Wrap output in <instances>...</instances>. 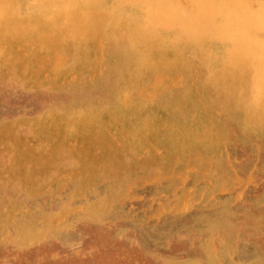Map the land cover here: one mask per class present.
<instances>
[{
    "label": "rangeland",
    "instance_id": "obj_1",
    "mask_svg": "<svg viewBox=\"0 0 264 264\" xmlns=\"http://www.w3.org/2000/svg\"><path fill=\"white\" fill-rule=\"evenodd\" d=\"M177 1L193 9L188 0ZM238 1L253 12L264 2ZM105 30L74 40L52 33L49 45L0 35V264H264V119L258 118L264 112L245 113L250 106L239 99L252 84L223 77L215 48L202 53L188 45L182 66L171 51L172 67L123 63L124 44ZM98 130L110 138L99 140L92 160L77 145ZM56 148L62 152L55 162L44 161Z\"/></svg>",
    "mask_w": 264,
    "mask_h": 264
},
{
    "label": "bare ground",
    "instance_id": "obj_2",
    "mask_svg": "<svg viewBox=\"0 0 264 264\" xmlns=\"http://www.w3.org/2000/svg\"><path fill=\"white\" fill-rule=\"evenodd\" d=\"M32 3L23 0H0V35L11 33L15 36V40L29 39L37 37L39 44H48L50 35L57 34L58 37H66L69 39L79 38L81 35L86 36L87 33H96L99 29H106L108 35H113L117 41L124 44L126 54H121L120 59L123 63L124 59L128 62H145L147 68L151 67H172L174 63H170L168 53H173L174 62L178 66L184 63V55L182 49L188 45L197 47L200 52L204 53L215 48L220 56L215 58V63L218 64L226 74H234V79L241 77L252 84L239 99L246 100L249 108L255 110L262 109L264 112V2L259 3L257 11H251L247 5L238 0H188L192 3L193 9L189 10L180 4L177 0H31ZM30 1V2H31ZM180 1V0H179ZM186 4V3H185ZM35 5L38 11L34 14L30 10V6ZM252 5V4H251ZM252 7V6H251ZM250 7V8H251ZM130 10L131 14L125 13ZM83 30V32H82ZM103 31H100V33ZM262 32V34H261ZM62 33V34H61ZM90 35V34H89ZM96 36V35H95ZM32 38V39H34ZM56 38V37H55ZM54 38V39H55ZM53 39V38H52ZM58 40L57 38L55 39ZM54 40V41H55ZM34 41V40H32ZM53 41V43H54ZM61 41V40H59ZM99 42V40H98ZM32 43V42H30ZM56 43V42H55ZM60 44V43H59ZM93 44V43H92ZM38 45V44H37ZM49 45V44H48ZM47 45V47H48ZM95 45V44H94ZM99 45V43H98ZM97 45V46H98ZM190 46V47H191ZM26 47V46H25ZM56 48V47H55ZM20 49V48H18ZM17 52L18 50L15 49ZM24 51V49H23ZM193 52V51H192ZM171 54V53H170ZM172 56V55H171ZM194 56V55H193ZM188 57V56H187ZM190 58V57H189ZM169 59V60H168ZM194 60V58H193ZM196 60V59H195ZM173 61V60H171ZM196 63V62H195ZM213 63V64H215ZM115 62L113 61L112 66ZM17 65V64H16ZM15 65V66H16ZM46 66V65H45ZM75 67V66H74ZM80 67V66H79ZM169 67V68H170ZM175 67V66H174ZM193 67V66H191ZM139 68V67H138ZM168 68V69H169ZM216 67L210 65V70L214 71ZM167 69V68H166ZM195 69V68H194ZM193 69V70H194ZM198 69V68H197ZM200 69V68H199ZM44 70V69H43ZM78 70V67L77 69ZM76 70H74L76 72ZM81 70V68H80ZM204 70V69H203ZM42 71V70H41ZM66 71V70H63ZM192 71V70H191ZM201 71V70H200ZM44 72V71H43ZM187 72V71H186ZM196 72V71H195ZM193 72V73H195ZM198 72V71H197ZM202 72V71H201ZM42 73V72H41ZM163 73V72H162ZM70 74V72L68 73ZM222 74V73H221ZM230 74V75H231ZM46 75V74H45ZM48 75V74H47ZM50 75V74H49ZM58 75V74H57ZM63 75V74H62ZM135 75V74H134ZM156 75V74H155ZM160 75V74H159ZM164 75V74H163ZM201 75V74H200ZM204 75V74H203ZM207 75V74H206ZM229 75V76H230ZM42 76V75H41ZM178 76V75H177ZM21 77V76H20ZM40 75L38 76V78ZM126 77V76H125ZM123 77V78H125ZM130 78V76H128ZM134 77V76H133ZM155 77V76H154ZM161 77V75H160ZM175 77V76H174ZM173 77V78H174ZM179 77V76H178ZM190 77V75H189ZM200 77V76H199ZM204 77V76H203ZM203 77H201L203 79ZM223 77H220L221 80ZM228 77V76H227ZM230 76V80H231ZM236 77V78H235ZM127 78V77H126ZM125 78V79H126ZM149 78V77H148ZM159 78V77H158ZM169 78V77H168ZM180 78V77H179ZM178 78V79H179ZM194 78V76H193ZM200 78V79H201ZM205 78V77H204ZM214 78V77H213ZM58 79V78H57ZM63 79V78H62ZM67 79V78H66ZM152 79V78H151ZM164 79V78H163ZM175 79V78H174ZM181 79V78H180ZM179 79V80H180ZM219 79V78H217ZM241 79V80H242ZM56 80V79H55ZM60 80V78H59ZM154 80V79H153ZM176 80V79H175ZM195 80V79H194ZM233 80V79H232ZM237 80V79H236ZM57 81V80H56ZM125 81V80H124ZM150 81V80H149ZM168 81V80H167ZM59 82V81H58ZM64 82V81H63ZM173 82V81H172ZM171 82V83H172ZM232 84L233 81H231ZM230 82V83H231ZM241 82V81H240ZM243 82V81H242ZM125 83V82H124ZM164 83V82H163ZM166 83V82H165ZM195 83V82H194ZM204 83H206L204 81ZM217 83V82H216ZM221 83V81H220ZM228 83V84H230ZM55 84V83H54ZM126 84V83H125ZM124 84V85H125ZM203 84V83H202ZM224 85V83H222ZM127 85V84H126ZM158 85V84H157ZM171 85V84H170ZM188 85V84H187ZM205 85V84H204ZM203 85V86H204ZM207 85V84H206ZM151 86V85H149ZM167 86V85H166ZM165 86V87H166ZM213 86V84H212ZM211 86V87H212ZM209 87V86H208ZM209 87V89L211 88ZM122 88V87H121ZM196 88V87H195ZM124 89V88H122ZM157 89V88H156ZM217 89V88H216ZM215 89V90H216ZM158 91V90H156ZM214 91V90H213ZM147 94V93H146ZM181 94V93H180ZM193 94V93H192ZM204 94V93H203ZM214 94V93H213ZM235 94V93H234ZM227 94L226 101L233 100V95ZM61 95V94H60ZM136 95V94H135ZM195 95V94H194ZM198 95V94H196ZM63 96V95H62ZM66 96V95H65ZM214 96V95H213ZM132 97V96H131ZM190 97V94L187 95ZM190 98L188 100H190ZM213 98V97H212ZM220 98V97H219ZM129 100V98H128ZM173 100V99H170ZM196 100V98H195ZM129 103V101H127ZM131 102V100H130ZM145 102V101H144ZM217 102V101H215ZM191 104V102H188ZM214 103V101H213ZM130 104V103H129ZM135 104V103H134ZM157 104V103H156ZM155 104V105H156ZM175 104V103H174ZM225 104V103H224ZM148 105V104H147ZM146 105V106H147ZM160 106V105H158ZM171 106V105H170ZM223 106V105H222ZM240 106V105H239ZM133 107V106H132ZM209 107V106H208ZM143 108V107H142ZM146 108V107H145ZM149 108V107H147ZM146 108V109H147ZM198 108V107H197ZM232 108V107H231ZM230 108V109H231ZM238 108V107H237ZM246 106L244 107V110ZM251 108V109H252ZM134 109V108H133ZM151 109V108H150ZM161 109V108H160ZM219 109V108H217ZM252 109V110H253ZM129 110V109H128ZM132 110V109H131ZM189 110V109H188ZM239 110V109H238ZM242 110V108H241ZM254 110V111H255ZM117 111V110H115ZM213 111V109H212ZM215 111V110H214ZM232 111V110H231ZM237 111V109H236ZM262 111H259L262 112ZM104 112V111H103ZM102 112V113H103ZM111 112V111H109ZM137 112V109H136ZM216 112V111H215ZM235 112V110H234ZM118 113V112H117ZM141 113V112H140ZM154 113V112H153ZM223 113V112H222ZM244 113V112H243ZM250 113H252L250 111ZM254 113V112H253ZM257 113V112H256ZM112 114V113H111ZM116 114V112H115ZM156 114V113H155ZM154 114V115H155ZM213 114V112H211ZM220 113H218L219 115ZM233 114V113H232ZM261 114H263L261 116ZM103 115V114H102ZM217 115V114H216ZM252 115V114H251ZM250 115V116H251ZM254 115V114H253ZM256 115V114H255ZM56 116V115H55ZM100 116V115H99ZM140 116V114L138 115ZM142 116V115H141ZM159 116V113H158ZM165 116V115H163ZM203 116V115H202ZM205 116V115H204ZM243 116V115H242ZM107 117H109L107 115ZM155 117V116H154ZM199 117V116H198ZM197 117V119H198ZM224 117V116H223ZM249 117L247 114L246 118ZM254 117V116H253ZM33 118V117H32ZM233 118V117H232ZM259 121L264 119V113L258 114ZM57 119V118H56ZM55 119V120H56ZM112 119V117L110 118ZM243 119V118H241ZM32 120V119H31ZM35 120V119H34ZM80 120H82L80 118ZM79 120V121H80ZM99 120V117L98 119ZM101 120V119H100ZM154 120V118H153ZM166 120V119H164ZM168 120V119H167ZM205 121L206 118H204ZM216 120V119H215ZM222 120V119H220ZM253 120V118H252ZM45 121H48L47 118ZM58 121V120H56ZM93 121V119H92ZM203 121V120H202ZM39 122V121H38ZM51 123V121H49ZM68 121L67 123H69ZM94 122V121H93ZM100 122V121H98ZM110 122V121H109ZM114 122V121H113ZM112 122V123H113ZM116 122V121H115ZM169 122V120H168ZM174 122V121H173ZM179 122V121H177ZM204 122V121H203ZM202 122V123H203ZM223 122V120H222ZM243 122V120H242ZM246 122V121H244ZM248 122V121H247ZM35 123V121H34ZM40 123V122H39ZM55 123V122H53ZM81 123V121H80ZM89 122H87L88 124ZM101 123V122H100ZM149 123V122H148ZM151 123V122H150ZM149 123V124H150ZM166 123V122H165ZM176 122H174L175 124ZM185 123V122H184ZM208 123V122H207ZM45 124V123H44ZM65 124V123H64ZM77 124V123H75ZM79 124V123H78ZM77 124V125H78ZM82 124V123H81ZM107 124V122H106ZM152 124V123H151ZM150 124V126H151ZM171 124V122H170ZM196 124V123H195ZM206 124V123H205ZM204 124V125H205ZM241 124V123H240ZM59 125H61L59 123ZM102 126V123L100 124ZM114 125V124H113ZM112 125V126H113ZM117 125V124H116ZM166 125V124H165ZM173 125V124H172ZM188 125V124H187ZM186 125V127H188ZM198 125H200L198 120ZM197 125V126H198ZM203 125V127H205ZM209 125V124H207ZM248 125V124H247ZM253 126V124L251 123ZM256 125V124H255ZM52 126V125H51ZM92 126V125H91ZM94 126V125H93ZM104 126V125H103ZM102 126V127H103ZM118 126V125H117ZM177 126V124H176ZM202 126V125H201ZM217 126V125H216ZM227 126V125H225ZM242 126V125H241ZM79 127V126H78ZM85 127V126H83ZM96 127V126H95ZM106 127V125H105ZM109 127V126H108ZM183 127V123H182ZM207 127V126H206ZM205 127V129H206ZM212 127V126H211ZM77 128V127H76ZM92 128V127H90ZM94 128V127H93ZM113 128V127H112ZM151 128V127H150ZM161 128V127H160ZM171 128V126H170ZM175 128V127H173ZM190 128V126H189ZM192 128V127H191ZM214 128V127H212ZM217 128V127H216ZM229 128V127H227ZM240 128V127H239ZM56 129V128H54ZM60 129V128H59ZM82 129V128H81ZM80 129V130H81ZM99 129V127H98ZM103 129V128H102ZM111 129V128H110ZM177 129V128H176ZM185 129V128H184ZM187 129V128H186ZM197 129V128H196ZM195 129V130H196ZM201 129V128H200ZM204 129V130H205ZM208 129V128H207ZM245 129V128H244ZM257 129V128H256ZM18 130V129H17ZM53 130V129H51ZM50 130V131H51ZM79 130V131H80ZM88 130V128H87ZM140 130V129H139ZM151 130H153L151 128ZM171 130V129H169ZM168 130V131H169ZM188 130V129H187ZM186 130V131H187ZM193 130V129H192ZM212 130V129H211ZM98 130L93 136L79 139L77 149L79 153L84 152L87 156H92L95 159V146L99 140L110 138L109 135ZM142 131V130H140ZM144 131V130H143ZM185 131V130H184ZM185 131V133H186ZM203 131V130H202ZM200 130L199 132L202 133ZM242 131V129H241ZM260 131V130H259ZM27 132V131H23ZM47 132V131H46ZM58 132V131H57ZM77 132V131H76ZM196 132V131H195ZM197 132V133H199ZM205 132V131H203ZM219 132V131H218ZM217 132V133H218ZM222 132V131H221ZM233 132V131H232ZM251 132V130H250ZM53 133V132H52ZM60 133V132H59ZM63 133V132H62ZM84 133H86L84 131ZM88 133V131H87ZM142 133V132H141ZM145 133V132H144ZM172 133V132H171ZM207 133V132H206ZM209 133V132H208ZM207 133V135H209ZM212 133V132H211ZM214 133V132H213ZM225 133V131H224ZM73 134H75L73 132ZM155 134V133H154ZM153 134V135H154ZM157 134V132H156ZM181 134V133H180ZM190 134V132H189ZM193 133L192 135H194ZM70 135V134H69ZM80 135V134H79ZM146 135V134H144ZM152 135V136H153ZM188 135V134H187ZM199 135V134H198ZM206 135V138H207ZM222 135V134H221ZM41 136V135H40ZM54 136V135H52ZM57 137V135L55 134ZM147 136V135H146ZM197 136V135H196ZM195 136V138H196ZM200 136H203L200 134ZM217 136V135H216ZM220 136V135H219ZM224 136V135H223ZM220 139H224V137ZM43 137V136H42ZM51 137V136H50ZM49 137V138H50ZM113 137L112 138H117ZM158 137V136H157ZM205 137V136H204ZM211 137V135H210ZM256 137V136H255ZM28 138V137H27ZM48 138V139H49ZM73 138V137H72ZM143 138V137H142ZM168 138V135H167ZM230 138V137H229ZM44 140L47 138H43ZM51 139V138H50ZM74 139V138H73ZM72 139V140H73ZM183 139V138H182ZM187 139V138H186ZM198 139V137L196 138ZM203 139V138H202ZM208 139V138H207ZM212 139V137H211ZM231 139V138H230ZM56 140V139H55ZM157 140V139H156ZM177 140V138H176ZM205 140V139H203ZM210 140V139H208ZM214 140V138H213ZM219 140V139H218ZM216 140V142L218 141ZM245 140V139H244ZM160 141V140H159ZM201 141V139H200ZM57 142V141H56ZM210 142V141H209ZM213 142V141H212ZM215 142V141H214ZM215 142V143H216ZM225 142V140H224ZM6 143V142H5ZM33 143V142H32ZM52 143V142H51ZM55 143V142H54ZM53 143V145H54ZM63 143V142H62ZM62 143H59L60 145ZM76 143V142H75ZM180 143V142H179ZM205 143V142H204ZM208 143V142H207ZM219 143V142H218ZM216 143V144H218ZM221 143V142H220ZM231 143V142H230ZM156 144V142H155ZM158 144V141H157ZM214 144V143H213ZM223 144V142H222ZM221 144V145H222ZM52 145V146H53ZM65 145V144H64ZM71 144H69L70 146ZM67 146V143L66 145ZM219 146V145H218ZM231 145H229L230 147ZM56 147V146H55ZM73 147V146H71ZM150 147V146H149ZM172 147V146H171ZM7 148V147H6ZM176 148V147H174ZM173 148V149H174ZM180 148V147H179ZM231 148V147H230ZM257 148V147H256ZM259 148V147H258ZM56 153L47 155L44 161L55 162V157L62 152V148H56ZM75 149V148H74ZM163 149V148H162ZM172 149V150H173ZM203 149V147H202ZM3 150V149H2ZM8 150V149H7ZM13 150V149H12ZM76 150V149H75ZM147 150V149H146ZM180 150V149H176ZM188 150V149H187ZM196 150V149H195ZM221 150V149H220ZM259 150V149H258ZM11 151V150H10ZM14 151V150H13ZM27 151V150H26ZM29 151V150H28ZM27 151V152H28ZM31 151V150H30ZM48 151V150H47ZM77 151V150H76ZM169 152V150L167 149ZM171 151V150H170ZM175 151V150H174ZM198 151V150H197ZM205 151V150H204ZM4 152V151H3ZM18 152V150H17ZM26 152V156H27ZM154 152V151H153ZM162 152V151H161ZM160 152V153H161ZM173 152V151H172ZM16 153V152H14ZM21 153V152H19ZM39 153V152H38ZM156 153V152H155ZM165 153V151L163 152ZM182 153V152H181ZM187 153V151L185 152ZM198 153V152H196ZM193 153L194 155L196 154ZM200 153V152H199ZM213 153V152H212ZM6 154V153H5ZM25 154V152H24ZM46 154V153H45ZM174 154V152H173ZM189 154V153H188ZM225 154V153H224ZM230 154V153H229ZM259 154V153H258ZM1 155V154H0ZM4 155V154H3ZM9 155V154H8ZM22 155V154H21ZM33 155V151H32ZM30 155V156H32ZM76 155V154H74ZM85 155V156H86ZM168 155V154H167ZM187 155V154H185ZM202 155L201 153L199 154ZM214 155V154H213ZM6 156V155H5ZM14 156V154H13ZM18 156V155H17ZM34 157V156H33ZM42 157V156H41ZM168 157V156H167ZM3 158V157H2ZM15 158V157H14ZM18 158V157H17ZM27 158V157H26ZM40 158V157H39ZM190 158V156H189ZM200 158V157H198ZM212 158L213 157H209ZM208 158V159H209ZM258 158V157H257ZM41 159V158H40ZM81 159V158H80ZM87 159V158H86ZM183 159V158H182ZM207 159L204 158L203 162ZM141 160V159H139ZM138 160V161H139ZM191 160V159H190ZM189 160V161H190ZM198 160V159H197ZM196 160V161H197ZM200 160V159H199ZM225 160V159H224ZM4 161V160H2ZM7 161V160H6ZM22 161V160H21ZM167 161V160H166ZM195 161V160H194ZM208 161V160H206ZM10 162V161H9ZM20 162V159H19ZM26 163V161H23ZM41 162V161H40ZM43 162V161H42ZM152 162V161H151ZM171 162V161H169ZM1 163V162H0ZM21 163V162H20ZM63 163V162H62ZM139 164V162H137ZM146 163V162H145ZM165 163H168L165 162ZM181 163V162H180ZM190 163V162H189ZM188 163V164H189ZM198 163V162H197ZM196 163V164H197ZM205 163V162H204ZM31 164V163H29ZM39 164V163H38ZM172 164V162H171ZM203 164V163H202ZM11 165V164H10ZM24 165V164H23ZM49 165V164H48ZM48 165H45L48 166ZM178 165V164H177ZM191 165V164H190ZM194 165V164H193ZM201 165V164H200ZM199 165V166H200ZM206 165V164H204ZM218 165V164H217ZM16 166V165H15ZM43 166V165H42ZM163 166V165H162ZM166 166V165H165ZM189 166V165H188ZM211 166V165H210ZM215 166V165H214ZM232 166V165H231ZM255 166V165H254ZM118 167V166H117ZM116 163H113L112 169H117ZM133 167V166H132ZM131 167V168H132ZM152 167V166H151ZM169 167V166H168ZM195 167V166H194ZM224 167V166H223ZM43 168V167H42ZM172 168V167H171ZM198 168V167H197ZM200 168V167H199ZM211 168V167H210ZM238 168V167H237ZM236 168V169H237ZM9 169V168H8ZM33 169V168H32ZM40 169V168H38ZM170 169V168H169ZM180 169H182L180 167ZM220 169V166H219ZM10 170V169H9ZM16 170V169H15ZM20 170V169H18ZM151 170V169H150ZM162 170V169H161ZM166 170V169H165ZM190 170V169H189ZM194 170V169H193ZM192 170V171H193ZM196 170V169H195ZM199 170V169H198ZM209 170V169H208ZM213 170V169H212ZM211 170V171H212ZM232 170V169H231ZM41 171V170H40ZM171 171V169H170ZM182 171V170H181ZM197 171V170H196ZM215 171V170H214ZM255 171V170H254ZM9 172V171H8ZM11 172V171H10ZM13 172V170H12ZM29 172V171H28ZM27 172V173H28ZM162 172V171H161ZM160 172V173H161ZM183 172V171H182ZM181 172V173H182ZM186 172V171H185ZM216 172V171H215ZM233 172V171H232ZM7 173V172H6ZM15 173V172H14ZM17 173V172H16ZM31 173V172H30ZM29 173V174H30ZM153 173V172H152ZM168 173V171H167ZM171 173V172H170ZM179 173V172H177ZM194 173V172H193ZM221 172H219L220 174ZM8 174V173H7ZM22 174V173H20ZM18 174V175H20ZM42 174V173H41ZM91 174V173H90ZM156 174V173H155ZM165 174V173H164ZM214 174V173H213ZM218 174V173H217ZM239 174V173H238ZM254 174V173H253ZM17 175V176H18ZM58 175V174H57ZM150 175V174H148ZM166 175V174H165ZM172 175V174H171ZM14 176V175H13ZM118 176V175H117ZM153 176V175H152ZM168 176V175H167ZM175 176V175H174ZM192 176V175H191ZM196 176V175H195ZM210 176V175H209ZM208 176V177H209ZM218 176V175H216ZM240 176V175H239ZM5 177V176H4ZM21 177V176H20ZM142 177V176H141ZM145 177V176H144ZM166 177V176H164ZM172 177V176H171ZM179 177V175H178ZM181 177V176H180ZM188 177V176H187ZM197 177V176H196ZM207 177V178H208ZM211 177V176H210ZM209 177V178H210ZM227 177V176H226ZM229 177V176H228ZM233 177V176H232ZM259 177V176H258ZM7 178V177H5ZM156 178V177H155ZM198 178V177H197ZM217 178V177H215ZM3 179V178H2ZM143 179V178H141ZM180 179V178H179ZM185 179V178H184ZM189 179V178H187ZM195 179V178H194ZM231 179V178H230ZM242 179V178H241ZM246 179V178H245ZM251 179V178H250ZM249 179V180H250ZM12 180V179H11ZM148 180V179H147ZM162 180V179H161ZM167 180V179H166ZM165 180V181H166ZM172 180V179H171ZM196 180V179H195ZM214 179H212L213 181ZM223 180V179H222ZM236 180V179H235ZM234 180V181H235ZM239 180V179H238ZM264 180V179H263ZM262 180V181H263ZM6 181V180H5ZM22 181V180H21ZM152 181V180H151ZM164 181V182H165ZM180 181V180H179ZM34 182V181H33ZM146 182V181H145ZM211 182V181H210ZM238 182V181H237ZM153 183V181H152ZM160 183V182H159ZM189 183V182H188ZM215 183V182H214ZM224 183V182H223ZM240 183V182H239ZM247 183V182H246ZM250 183V182H249ZM161 184V183H160ZM211 184V183H210ZM209 184V185H210ZM21 185V184H19ZM28 185V184H27ZM33 185V184H32ZM208 185V186H209ZM212 185V184H211ZM219 185V184H218ZM229 185V184H228ZM237 185V184H236ZM252 185V184H251ZM157 186V185H156ZM217 186V185H216ZM234 186V185H232ZM3 187V186H2ZM8 187V186H7ZM213 187V186H212ZM215 187V185H214ZM230 187V186H229ZM246 187V186H245ZM256 187V185H255ZM6 188V187H5ZM208 188V187H207ZM202 189V188H201ZM212 189V188H211ZM8 190V189H7ZM197 190V189H196ZM208 190V189H207ZM217 190V189H216ZM201 191V190H200ZM229 191V190H228ZM239 191V190H238ZM187 192V191H186ZM194 192V191H193ZM198 192V191H197ZM196 192V193H197ZM32 193V192H31ZM128 193V192H127ZM163 193V192H162ZM223 193V192H222ZM186 194V193H185ZM218 194V193H217ZM232 194V193H231ZM234 194V193H233ZM232 194V195H233ZM161 195V194H160ZM159 195V196H160ZM165 195V193L163 194ZM173 195V194H172ZM215 195V194H214ZM213 195V196H214ZM197 196V195H196ZM43 197V196H42ZM130 197V196H129ZM163 197V196H162ZM227 197V196H226ZM225 197V198H226ZM240 197V196H238ZM250 197V196H249ZM41 198V197H40ZM39 198V199H40ZM195 198V197H193ZM197 198V197H196ZM233 198V197H232ZM260 198V197H259ZM198 199V198H197ZM212 199V198H211ZM221 199V198H220ZM14 200V199H13ZM17 200V199H16ZM29 200V199H28ZM174 200V199H173ZM187 200V199H186ZM205 200V199H202ZM228 200V199H227ZM261 200V199H260ZM26 201V200H25ZM24 201V202H25ZM201 201V200H199ZM207 201V200H206ZM213 201V200H212ZM231 201V200H230ZM16 202V201H15ZM27 202V201H26ZM42 202V201H41ZM118 202V201H117ZM190 202V201H189ZM192 202V201H191ZM257 202V201H256ZM262 202V201H261ZM33 203V202H32ZM199 203V202H198ZM230 203V202H229ZM242 203V202H241ZM41 204V203H40ZM167 204V203H166ZM175 204V203H174ZM209 204V203H207ZM215 204V203H214ZM227 204V203H226ZM239 204V203H238ZM264 202L262 203V205ZM27 205V204H26ZM172 205V204H171ZM177 205V203H176ZM199 205V204H198ZM230 205V204H229ZM42 206V205H41ZM179 206V205H178ZM197 206V205H195ZM201 206V205H200ZM221 206V205H220ZM227 206V205H226ZM232 206V205H231ZM248 206V205H247ZM260 206V205H259ZM131 207V206H130ZM176 207V206H175ZM174 207V208H175ZM190 207V206H189ZM202 207V206H201ZM201 207H198L201 209ZM32 208V207H31ZM40 208V207H39ZM173 208V207H172ZM173 208V209H174ZM210 208V207H209ZM230 208V207H229ZM235 208V207H234ZM197 209V208H195ZM194 209V210H195ZM213 209V207H212ZM237 209V208H236ZM248 209V208H246ZM153 210V209H152ZM157 210V209H156ZM199 210V209H198ZM210 210V209H209ZM218 210V209H217ZM241 210V209H240ZM206 211V210H205ZM211 211V210H210ZM213 211V210H212ZM247 211V210H246ZM127 212V211H126ZM160 212V211H159ZM193 212V211H192ZM209 212V211H208ZM215 212V211H214ZM213 212V213H214ZM132 213V212H131ZM178 213V212H177ZM237 213V212H236ZM155 214V212H154ZM157 214V213H156ZM185 214V213H184ZM239 214V213H237ZM210 215V214H209ZM216 215V214H215ZM240 215V214H239ZM155 217V215H154ZM211 217V216H210ZM229 217H232L229 215ZM234 217V216H233ZM258 216H256L257 219ZM260 217V216H259ZM219 218V216H218ZM252 218V217H251ZM158 219V218H157ZM168 219V218H167ZM210 219V218H209ZM255 219V218H254ZM219 220V219H218ZM264 220V219H263ZM146 221V220H145ZM216 221V220H215ZM233 222V221H232ZM239 222V221H238ZM207 223V222H206ZM233 224V223H232ZM240 224V223H239ZM107 225V224H106ZM188 225V224H187ZM207 225V224H206ZM245 225V224H244ZM201 226V225H200ZM220 226V225H219ZM190 227V226H188ZM194 227V226H193ZM235 227V226H234ZM244 227V226H243ZM263 227V226H262ZM208 228V227H206ZM216 228V226H215ZM246 228V227H244ZM251 228V227H250ZM253 228V227H252ZM205 229V228H204ZM230 229V228H228ZM257 229V228H255ZM186 230V229H185ZM184 230V231H185ZM189 230V229H188ZM195 230V229H194ZM217 230V229H216ZM219 230V229H218ZM221 230V229H220ZM235 230V229H234ZM254 230V229H253ZM179 231V230H178ZM202 231V230H201ZM208 231V230H207ZM212 231V230H210ZM230 231V230H228ZM237 231V230H236ZM256 230H254L255 232ZM261 231V230H259ZM69 232V231H68ZM200 232V231H199ZM198 232V234H199ZM209 232V231H208ZM213 232V231H212ZM225 232V231H224ZM246 233V232H245ZM250 233V232H249ZM256 233V232H255ZM196 235V237L198 236ZM202 234V232H201ZM220 234V233H219ZM224 234V233H223ZM226 234V233H225ZM7 235V234H6ZM200 235V234H199ZM214 235V233H213ZM216 235V234H215ZM253 235V234H252ZM260 235V234H259ZM205 236V235H204ZM210 236V233H209ZM212 236V235H211ZM249 236V235H248ZM247 236V237H248ZM251 236V235H250ZM257 236V235H256ZM262 236V235H261ZM195 237V236H194ZM202 237V236H201ZM200 238V237H199ZM198 238V240H199ZM243 238V236H242ZM254 238V237H253ZM259 238V237H258ZM224 239V238H223ZM231 239V238H230ZM180 240V239H179ZM207 240V239H206ZM209 240V239H208ZM207 240V241H208ZM212 240V239H211ZM210 241V240H209ZM231 241V240H230ZM243 241V240H242ZM251 241V240H250ZM256 241V240H255ZM259 241V240H257ZM211 242V241H210ZM219 242V241H218ZM229 242V241H228ZM235 242V241H234ZM254 242V241H253ZM252 242V243H253ZM208 244V243H207ZM237 244V242H236ZM255 244V243H254ZM195 245V244H194ZM204 245V244H203ZM207 246V245H206ZM217 246V245H216ZM215 246V248H216ZM231 246V245H230ZM129 248V247H128ZM79 249V248H78ZM202 249V248H201ZM237 249V248H236ZM203 251L205 249H202ZM239 250V249H237ZM264 250V249H263ZM86 251V250H85ZM199 251V250H198ZM216 251V250H215ZM236 251V250H234ZM71 252V251H70ZM78 252V251H77ZM205 252V251H204ZM199 253V252H198ZM202 252H200L201 254ZM6 254V253H5ZM204 254V253H203ZM206 254V253H205ZM214 254V252H213ZM196 255V254H195ZM217 255V254H216ZM233 255V253H232ZM12 256V255H11ZM115 256V255H114ZM200 256V255H199ZM262 256V255H261ZM260 256V257H261ZM55 257V256H54ZM193 257V256H192ZM202 257V255H201ZM204 257V256H203ZM220 257V256H219ZM263 257V256H262ZM194 259V258H191ZM197 259V258H196ZM205 259V258H204ZM29 260V259H28ZM133 260V259H132ZM200 261V260H199ZM258 261V260H257ZM194 263V262H193ZM205 263V262H204ZM212 264H219V261H211ZM210 263V264H211ZM21 264V263H20ZM229 264V261L226 263ZM254 264V263H253ZM263 264V262H262Z\"/></svg>",
    "mask_w": 264,
    "mask_h": 264
}]
</instances>
